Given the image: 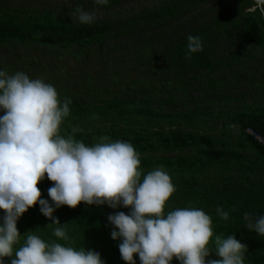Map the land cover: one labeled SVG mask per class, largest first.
Masks as SVG:
<instances>
[{
  "label": "trees",
  "instance_id": "trees-1",
  "mask_svg": "<svg viewBox=\"0 0 264 264\" xmlns=\"http://www.w3.org/2000/svg\"><path fill=\"white\" fill-rule=\"evenodd\" d=\"M4 2L0 48L80 52L113 29ZM201 2L139 16L171 58L153 67L166 98L147 85L92 103L75 86L61 103L26 80L0 94V264H264V0Z\"/></svg>",
  "mask_w": 264,
  "mask_h": 264
},
{
  "label": "rangeland",
  "instance_id": "rangeland-1",
  "mask_svg": "<svg viewBox=\"0 0 264 264\" xmlns=\"http://www.w3.org/2000/svg\"><path fill=\"white\" fill-rule=\"evenodd\" d=\"M161 1L163 0H120L110 3L109 0H6L4 3L13 8L36 7L40 10L45 6L56 9L65 7L67 18L71 21L79 23L83 19H89L95 24L107 20L113 25V29L100 43L79 50L80 52H77L76 46L71 48L72 52H67L64 48L58 50L54 47L18 42H11L9 48L1 47L0 94L7 86L20 87L26 80L27 87L51 90L61 103L68 94L76 93L75 86L79 89L78 96L92 103L100 102L97 98L94 99V95L101 98L113 95L128 99L147 85L152 92L156 86H161L162 97H168L172 84H165L170 78L161 70L153 71V67L165 65L166 68L171 63L163 44L157 40L161 29L156 26L147 28V24V27L142 26L139 18L144 11H154ZM217 3L218 0H202L200 5L208 8ZM257 4L259 5L260 1H257ZM71 6L79 8L77 11L67 9ZM129 17L134 19L132 25L126 24ZM163 27L168 28V25L163 24ZM121 28L126 32L115 35ZM147 46L152 49V54L144 49ZM32 60L36 62L30 63ZM254 67L250 68L255 69ZM234 69L233 67L232 70ZM247 69L249 67L244 66L239 72H246ZM137 76L143 81L133 83ZM228 76L233 77L234 73L231 72ZM221 91L227 89L221 88ZM200 94L194 93L197 98ZM177 97H180V94ZM157 105L154 102V106ZM223 122L224 119L218 120L213 132L222 136L227 131L232 139L236 137V128L229 126L223 129ZM181 153H189V150Z\"/></svg>",
  "mask_w": 264,
  "mask_h": 264
},
{
  "label": "built area",
  "instance_id": "built-area-1",
  "mask_svg": "<svg viewBox=\"0 0 264 264\" xmlns=\"http://www.w3.org/2000/svg\"><path fill=\"white\" fill-rule=\"evenodd\" d=\"M248 132H250V133H254L252 129H248ZM255 135H256V138H257L260 142H262V143L264 144V137L261 136V135H259V134H255Z\"/></svg>",
  "mask_w": 264,
  "mask_h": 264
}]
</instances>
